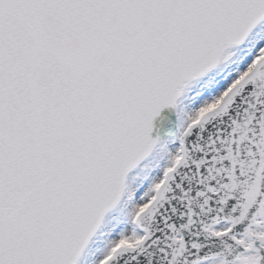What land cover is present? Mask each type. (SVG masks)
Returning a JSON list of instances; mask_svg holds the SVG:
<instances>
[{"label": "snow or ice", "instance_id": "obj_1", "mask_svg": "<svg viewBox=\"0 0 264 264\" xmlns=\"http://www.w3.org/2000/svg\"><path fill=\"white\" fill-rule=\"evenodd\" d=\"M0 264H264V0H0Z\"/></svg>", "mask_w": 264, "mask_h": 264}, {"label": "rangeland", "instance_id": "obj_2", "mask_svg": "<svg viewBox=\"0 0 264 264\" xmlns=\"http://www.w3.org/2000/svg\"><path fill=\"white\" fill-rule=\"evenodd\" d=\"M175 117V116H174Z\"/></svg>", "mask_w": 264, "mask_h": 264}]
</instances>
